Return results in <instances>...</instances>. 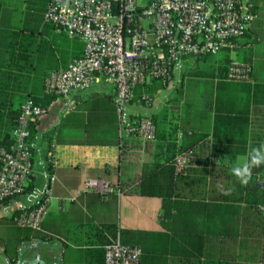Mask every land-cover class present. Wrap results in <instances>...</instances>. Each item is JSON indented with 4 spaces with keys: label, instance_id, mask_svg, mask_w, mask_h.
Here are the masks:
<instances>
[{
    "label": "crops",
    "instance_id": "1",
    "mask_svg": "<svg viewBox=\"0 0 264 264\" xmlns=\"http://www.w3.org/2000/svg\"><path fill=\"white\" fill-rule=\"evenodd\" d=\"M248 1L252 4L254 20L233 49L222 50L229 52V62L236 60L252 67L251 78L246 82L247 89L234 92L229 83L235 81L228 80L218 68L212 75V88L209 89L211 95L204 93L205 88L197 83V100L190 97L181 102L195 105L196 110L190 112L198 114L211 102L213 115L217 113L215 107L218 108V113L226 111V108L232 110L235 100L240 101L241 97L246 100L250 96L249 87L264 82V34L255 25L258 3L256 0ZM10 11L21 19V24L14 28L17 35L14 50L20 52L28 45L31 34L22 21L25 13ZM36 35L38 39L44 40L43 49L46 53L34 65L37 72L34 95L46 108V112L32 124L30 143L33 173L26 183L25 191L0 204V211L10 216V225L4 226L3 233L0 232V264H96V257H93L91 250L97 247L88 244L87 227L90 223H115L120 229L161 230L160 198L139 192L142 171L145 166L165 163L166 157H175L180 153H187L192 161V166L180 173L183 185L185 177L199 195L207 196L206 201L210 204L207 232L202 237H197V242L203 244L207 255L236 257L242 228L236 208L239 204L224 200L220 195L238 189L235 183L239 180L232 174L233 168L246 163L249 152L254 148H264V106H251L245 142H225L218 130V137L213 134L212 124L208 128L198 127L199 115L193 129L182 131L177 119L178 112L172 117L167 105L152 97L153 101L150 103L143 102L141 98L148 96L146 90L156 80L151 79L145 85L135 87L129 109L131 113L152 116L157 134L150 141L124 136L120 134L118 126L113 85L106 82L103 76L100 75L89 89L74 92L77 102L71 110L66 108L63 97L44 93V78L47 73L65 69L74 57L79 56L84 47L82 38L68 35L50 23L45 28H38ZM37 44L38 42L33 43L32 47L37 48ZM8 49V44L0 46V65L8 58ZM230 51H235L237 56L232 57ZM216 55L184 60L183 67L173 74L171 80L175 74L184 71L185 87L190 84L187 71ZM205 94L211 98L201 102V97ZM196 101H200L201 106ZM203 135L205 137L195 144L194 140ZM49 151L55 154L52 169L55 181L50 209L41 227L34 229L37 230V235L23 238L28 233L24 228L30 227L15 224L13 215L19 209L30 208L39 203L47 184L46 174L50 170L47 160ZM89 178L105 179L112 189L105 194L95 191L78 194L77 191ZM260 184L264 186V181ZM221 205L226 206V209L221 210ZM228 206L232 208L229 210ZM256 236L257 233L249 234L248 240H257ZM259 236V240H262V235Z\"/></svg>",
    "mask_w": 264,
    "mask_h": 264
},
{
    "label": "built area",
    "instance_id": "2",
    "mask_svg": "<svg viewBox=\"0 0 264 264\" xmlns=\"http://www.w3.org/2000/svg\"><path fill=\"white\" fill-rule=\"evenodd\" d=\"M248 0H48L44 20L84 42L83 51L62 70L50 71L44 79V93L61 96L66 108L76 105V91L89 89L101 75L113 85L115 111L120 134L153 140L156 126L144 113H131L134 89L151 79L165 84L184 65V60L216 55L233 49L255 18ZM252 67L232 60L227 79L249 81ZM150 103L152 98H141ZM46 108L28 97L11 130L10 142L0 145V204L25 191L33 173L30 126ZM50 170L39 203L19 209L15 224L39 229L53 196L55 154H47ZM176 171L190 165L187 153L172 160ZM112 189L102 178L86 179L77 191L105 194ZM138 245L110 238L104 248V264H139ZM58 264V263H54Z\"/></svg>",
    "mask_w": 264,
    "mask_h": 264
},
{
    "label": "trees",
    "instance_id": "3",
    "mask_svg": "<svg viewBox=\"0 0 264 264\" xmlns=\"http://www.w3.org/2000/svg\"><path fill=\"white\" fill-rule=\"evenodd\" d=\"M47 3L48 0H0V13L5 6H9L16 12L25 13V18L22 21L31 34L28 38V45L20 52L14 50L17 44L16 37L15 42L8 45V58L0 65V145L10 142L11 130L16 123L22 104L28 97L33 98L41 105L34 95L37 76L34 65L39 63L46 53L43 49L44 40L38 39L36 33L38 28H45L49 24L43 19ZM37 42V48L34 49L32 44ZM221 71L226 77V68L222 67ZM246 82L235 81L229 84L230 88L237 92L247 89ZM249 90L251 94L246 100L241 97L240 101L233 102L232 110L226 108V111L219 113L218 108L215 107L217 113L214 115L211 114L212 102L198 114L190 112L196 110L194 104L181 103L177 116L180 128L182 131L193 129V125L196 124L195 119L199 115L200 125L198 127L208 128L212 124L213 134L218 137L217 133L220 132L219 136L225 142H245L251 106H264V82L255 83L249 87ZM234 99L239 100L240 98L234 97ZM148 116L155 124L154 118ZM32 134L31 125L30 138ZM204 137L205 135L194 140V143L196 144ZM250 154L251 152H249ZM173 158L166 157L165 163L145 166L139 184L140 194L157 196L161 200V230L120 229L115 223L100 225L90 223L87 227L88 244L97 247L91 250L94 253L93 257H96L94 262L104 264L105 245L110 238L117 237L116 235L119 236L122 243L138 245L141 248L139 264H254L264 262V209L260 208H264V186L260 184L261 181H264V165L252 169L246 185H242L239 181L235 183L238 188L235 192L220 195L224 200L239 204L235 207L238 208L237 213L242 225L241 232H239L241 238L238 243L237 256L220 258L207 255L204 252L203 244L196 240L197 237H202L207 232L206 221L210 212V204L206 201L207 196L199 195L185 177L183 185L180 176L182 170L176 171L170 163ZM191 163L190 159L189 166H192ZM221 208V210L226 209V206L221 205ZM230 208L232 206H228L229 210ZM24 229L28 233L23 238L37 235V230ZM253 233H257V240L251 242L248 237ZM260 234L262 240H259Z\"/></svg>",
    "mask_w": 264,
    "mask_h": 264
},
{
    "label": "rangeland",
    "instance_id": "4",
    "mask_svg": "<svg viewBox=\"0 0 264 264\" xmlns=\"http://www.w3.org/2000/svg\"><path fill=\"white\" fill-rule=\"evenodd\" d=\"M143 0H138V3H142ZM258 3V18L255 21L259 32L264 34V0H256ZM21 21L17 16H14L9 6H5L0 14V46L8 44L9 46L13 44L16 40L14 28L18 27ZM229 52L221 51L215 57H211L205 60L202 64L195 66L190 71H187L186 76L188 83L184 87V71L179 72L174 75V78L169 80L166 84L163 81L156 79L153 85H150L146 90V94L153 99L160 100L167 108L170 110L172 117L177 115L179 104L186 98H192L197 100L196 94L199 90L196 89V85H201L205 88L206 94L211 95L213 72L218 68L225 67L228 69L229 62ZM232 57H236L235 51H230ZM226 72V71H225ZM215 74V72H214ZM181 76V77H180ZM188 87V89H186ZM206 94L201 97V102L205 99H210L211 96H206ZM155 100V101H156ZM199 100V99H198ZM153 101V100H152ZM156 103V102H155ZM199 106H201L200 101H196ZM147 108V105H144ZM10 216L4 215L0 211V232L3 233V228L10 225ZM5 226V227H4ZM6 230V229H5Z\"/></svg>",
    "mask_w": 264,
    "mask_h": 264
},
{
    "label": "clouds",
    "instance_id": "5",
    "mask_svg": "<svg viewBox=\"0 0 264 264\" xmlns=\"http://www.w3.org/2000/svg\"><path fill=\"white\" fill-rule=\"evenodd\" d=\"M261 165H264V148H254L247 162L242 166L233 168L232 174L242 185H246L251 176L252 169L260 167Z\"/></svg>",
    "mask_w": 264,
    "mask_h": 264
}]
</instances>
